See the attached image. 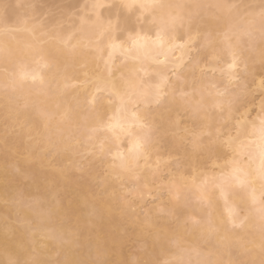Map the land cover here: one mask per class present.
<instances>
[{
	"label": "snow or ice",
	"instance_id": "1",
	"mask_svg": "<svg viewBox=\"0 0 264 264\" xmlns=\"http://www.w3.org/2000/svg\"><path fill=\"white\" fill-rule=\"evenodd\" d=\"M85 8L73 35L44 33L64 63L46 53L35 25L0 18V206L15 213L0 219L3 264H264V0ZM21 31L32 40L13 44ZM81 58L96 70L85 72L92 91L79 116L58 103L39 110L43 129L35 127L25 86L48 95L55 81L63 95ZM69 153L62 167L45 164ZM113 205L137 229L131 259H105L127 242L106 227Z\"/></svg>",
	"mask_w": 264,
	"mask_h": 264
},
{
	"label": "bare ground",
	"instance_id": "2",
	"mask_svg": "<svg viewBox=\"0 0 264 264\" xmlns=\"http://www.w3.org/2000/svg\"><path fill=\"white\" fill-rule=\"evenodd\" d=\"M92 1V0H91ZM112 0H108V2H111ZM250 1H254V0H249ZM258 1V0H257ZM255 1V2H257ZM95 0H93L92 2L90 3H94ZM89 5V4H88ZM2 7V11L5 10L4 13H2V16H1V10H0V18H5L7 17L8 19H13V21H24V18H27L25 17L23 14H18V12H16L13 8L11 9L12 6H8L6 9L9 10L6 11V9ZM83 7V6H82ZM85 7V6H84ZM4 9V10H3ZM11 9V10H10ZM85 9V8H83ZM68 10V9H67ZM16 12V13H14ZM26 12V11H25ZM81 12H83L80 16H83L85 15V10H81ZM7 13V14H5ZM18 14V15H17ZM4 15V16H3ZM21 15V16H20ZM23 15V16H22ZM27 15V14H26ZM65 15V14H63ZM77 16V15H76ZM79 16V15H78ZM79 16V17H80ZM23 17V18H22ZM66 17V16H65ZM64 18V16H63ZM65 19V18H64ZM27 20V19H26ZM68 20V19H67ZM70 20V19H69ZM68 20V22H69ZM55 21V20H54ZM53 22V20H52ZM67 22V23H68ZM72 22V25L73 23H75L77 26L79 25V19L77 18V21H70ZM35 23V22H34ZM51 23V22H50ZM55 23V22H54ZM39 23H37V25H35L36 27V32H35V35L36 37L42 41V47L45 49L46 53H48L52 58L58 60L60 63H64V58L62 56V54L57 50V48L54 46V42L49 40V36L47 35L46 36H42V34L40 32H43L44 30H46L45 28H42V23L40 24V26H38ZM70 24V23H69ZM34 24L30 23L28 21V27L31 28ZM52 26V28L54 30L57 29V31H61V34L65 37L67 36H70V35H73L74 32H75V29L73 28V26L70 27V25H68L70 28H66L65 29H59L57 28V25L53 26L54 24H50ZM44 26V24H43ZM48 26V25H47ZM45 26V27H47ZM41 27V28H40ZM56 27V29L54 28ZM48 28V27H47ZM49 31V29H47ZM47 31V33H48ZM53 31V30H52ZM41 35H40V34ZM45 33V31H44ZM52 33V32H51ZM44 35V34H43ZM45 37L42 39V37ZM5 38L0 35V42H2ZM13 44H15L16 40H19L21 42H25V41H30L32 40V35L31 33L29 32H25V31H21V32H17L15 34H13V36H10L8 38ZM72 43H76L75 40L72 41ZM177 55H179V53H177ZM20 59H22V61L27 65L28 69L29 70H32L34 68L37 67V65L35 64V59L32 55H30L29 53L25 52L21 57ZM87 63V67L84 66V64ZM80 65H83L84 69H82V73L83 75L82 76H79L78 75V72L75 71L74 68H76ZM119 66V65H118ZM81 67V66H80ZM0 69H3V65H2V61H0ZM77 69V68H76ZM79 69V70H80ZM96 69H95V65L93 63H91L90 60H85L84 58H81L80 60H78L77 62H75L70 68H69V75L70 76H73L75 77V79H73L72 83L73 84H76L77 82H84L85 79L87 78L85 76V72H88V73H92L94 72ZM45 80L46 82L47 81H52V73L50 72H45ZM3 83H4V72L1 73L0 72V87L3 86ZM39 87V85H36V86H33L32 85V82L29 81L27 83V85L25 86L23 92H22V95L23 97L27 98L31 104L35 105V108H32L30 107L28 110H27V114H28V119L32 122V124L35 126V127H39L41 128V130L43 129V125L40 121V117H39V110H44V111H48V112H56L57 111V104L59 103L61 105L62 108H67V107H71L72 110H73V115L75 117H78L79 114H80V109L78 108V104L80 105H83L85 100L87 98H90L89 97V93L92 91V88L90 85H84L83 83V88L81 90H79V88H76L73 90V87H69L67 89H64L63 90V95H60L58 92H57V83L55 81H52L51 82V93L48 94V95H45V94H41L37 91V88ZM60 87L62 88V82H60ZM72 88V89H71ZM79 90V91H78ZM0 91H3V90H0ZM0 97H1V101H0V104L2 103V106L4 108V102H3V92L1 94L0 92ZM103 103V102H102ZM105 107L107 106L106 104L104 105ZM2 108V109H3ZM166 154V153H165ZM164 154V155H165ZM71 154H62L58 160H59V163H57L59 166L62 167V164L63 162L66 163L68 161V157L70 156ZM167 155L165 156V159H166ZM155 159L156 157L153 156V162H155ZM66 161V162H65ZM48 161H45V164L47 163ZM52 165V164H51ZM53 167V166H52ZM56 167V166H55ZM54 169V168H53ZM149 180H151V176L149 175ZM73 186H74V183H73ZM75 187V186H74ZM71 190V188L69 189ZM72 191V190H71ZM69 192V191H68ZM74 194V193H72ZM143 203V202H142ZM152 205V204H151ZM116 205H113V211H112V214L111 215H107L106 216V227L108 228V230L111 232V234L113 236H116L117 238H119L117 236V234L119 233V231L122 229V224H121V220H124L123 219L124 217L121 216V213L119 215L120 218H117L115 215H117L116 213H114L116 211L115 208H117V206L115 207ZM140 206V205H139ZM152 207V206H151ZM139 208V207H138ZM219 211L222 212L223 211V206L221 205L220 208H219ZM8 216V217H12L11 219H15L14 218V215L15 213L12 212L11 210H6L4 209L2 206H0V219H3L4 216ZM117 215V216H118ZM128 220V219H127ZM124 221L122 223H124ZM134 230V229H133ZM136 230V229H135ZM136 232V231H135ZM116 235H115V234ZM135 234V233H134ZM53 245L51 244V242H49V248H52ZM234 252V251H233ZM236 252V251H235ZM234 252V253H235ZM233 253V254H234ZM237 253V252H236ZM235 253V254H236ZM111 255H115V260H121L122 258H124L122 256V251L121 249H117V248H112L111 252L105 256V259H108ZM237 255V254H236ZM237 257V256H236ZM224 258L225 260H227L229 258L228 254L225 253L224 255ZM232 258V256H231ZM5 259V246L3 245V243H0V261H4ZM233 259V258H232ZM123 260V259H122Z\"/></svg>",
	"mask_w": 264,
	"mask_h": 264
},
{
	"label": "rangeland",
	"instance_id": "3",
	"mask_svg": "<svg viewBox=\"0 0 264 264\" xmlns=\"http://www.w3.org/2000/svg\"><path fill=\"white\" fill-rule=\"evenodd\" d=\"M92 1L91 0H0V8L2 9L1 6H3V8L6 9L8 6H12L11 9L13 8L15 11L17 10L16 12H18V14L20 13V14H23L25 17H27V18H24V20L27 19V21H29L30 23H32L34 25H37V23H39L38 26H40V24L42 23L41 24L42 28L46 29V30H44L45 33H47V31H48L47 29H49L48 33H51V32H53L52 30H54L52 28V26L50 25L52 23L54 24L53 26L57 25V28H59V29H65V27L70 28L72 26V22H70V21L76 22L77 18L79 19V16L83 13V12H81V10L82 11L85 10V14H86V8L84 6H86L88 4L90 5L91 4L90 2H92ZM255 1H257V0H254L253 2H255ZM247 2H249V0H247ZM250 2H252V1H250ZM83 8H85V9H83ZM7 9H6V11L9 12V10H7ZM4 12H5V10L1 12V16H2V13H4ZM16 12H14V13H16ZM5 14H7V13H5ZM63 14H65V15H63ZM63 16L65 19L63 18ZM67 19L68 20L70 19L69 22ZM11 20H13V19H11ZM52 20H53V22H52ZM43 24H44V26H43ZM68 25H70V27ZM45 26H47L48 28ZM54 28L56 29V27H54ZM44 31L40 32V33L44 34ZM43 34H42V36L47 37V35H43ZM43 38H45V37H42V39ZM80 66H79V68L77 66L76 67L77 69L76 68H74V69H75V71L77 70L76 72H78L79 76H82L83 73L81 70L84 69L83 68L84 66L83 65H80ZM80 68H82V69H80ZM0 72L3 73V69H0ZM74 85H76L75 87L79 88V90H81L83 88L82 82H77ZM75 87H73V90L76 89ZM0 90H3L2 86L0 87ZM0 92L2 94L3 91H0ZM0 99H1V97H0ZM259 101H260L259 91L254 92L253 96L249 97V107L253 109V112H252L253 115H255V107L258 106ZM20 103L22 105L23 100H21ZM2 108H3V106L1 103L0 104V127H2V124H3V109ZM164 154L165 153H163V155ZM166 155L167 154H165L164 157ZM48 163L52 164V166H53L52 168H55V166H59L57 164V163H59L58 158L49 157V160L46 164H48ZM67 163H68V161L66 163L63 162L62 166L66 165ZM164 171L166 172L167 169H164ZM95 174L102 176L103 175V168H101L99 165H97L96 169H95ZM74 186H75V182H74ZM71 190H69V192L66 193V195H69V196L75 195V193ZM72 193H74V194H72ZM143 203H145V202H143ZM151 204H152L151 200L147 199L146 200V206L150 208L152 206ZM137 207H140V206L137 205ZM115 209H116V211L114 213H116L117 215L118 214L120 215V212L117 210V208H115ZM117 215H115V216L117 218H120L119 215L118 216ZM9 218L11 219L12 217L10 216ZM14 218H15V215H14ZM120 219H122V218H120ZM123 219H125V221L121 220L122 229L119 231L117 236L118 237H120V236L126 237L127 242H126L125 246L121 247L120 249L122 251V256L124 257L122 259H126V258L128 259L129 253H133V251H134L133 245H134V240L136 238L134 233H135V231H137V229L135 228V225L133 224L132 221L127 220L126 217H124ZM123 221H124V223H122ZM233 251L235 252V250H233ZM233 253H232V258L236 259L238 257V253L235 252L237 255L235 253L234 254ZM115 258H116L115 255H111L108 258V260L116 261Z\"/></svg>",
	"mask_w": 264,
	"mask_h": 264
},
{
	"label": "clouds",
	"instance_id": "4",
	"mask_svg": "<svg viewBox=\"0 0 264 264\" xmlns=\"http://www.w3.org/2000/svg\"><path fill=\"white\" fill-rule=\"evenodd\" d=\"M132 254H133V253H129V258H128V259H131ZM0 264H3V261H0Z\"/></svg>",
	"mask_w": 264,
	"mask_h": 264
}]
</instances>
